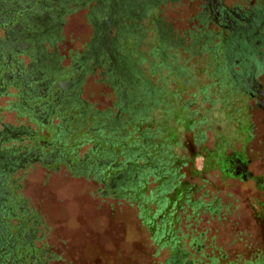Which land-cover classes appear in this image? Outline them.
<instances>
[{"label": "rangeland", "instance_id": "374dc122", "mask_svg": "<svg viewBox=\"0 0 264 264\" xmlns=\"http://www.w3.org/2000/svg\"><path fill=\"white\" fill-rule=\"evenodd\" d=\"M219 3L220 7L237 14L250 8H264V0H219ZM90 5L71 6L62 15L56 38L44 43L47 52L55 51L60 57L61 66L59 71L49 69L55 76L49 90L35 96L26 90L22 93L19 85L13 87L8 83L0 91V128L5 123L23 126L27 132L20 135L23 137L21 141L17 143L12 139L11 143L24 144L28 151L31 145L38 144L41 153L55 152L50 159L39 156L36 160L24 162L10 174V178L15 180L13 192L25 206L24 217L30 218L26 224H34L31 244L41 259L40 264H174L173 250L169 246L172 241L178 242L175 250L186 252V258L194 260V264H209L207 258L210 255H225L227 260L242 263L251 252L264 251V181L256 184L257 178L262 180L264 176V106L259 105V96H250L251 89L245 84V79L251 77V84L257 83L264 92V65L257 69L253 61L264 57V46L259 47L260 54L253 56L251 62L247 59L242 63L240 58L233 57L236 65L232 71L237 80L230 87L219 88L217 82L213 83L208 72L212 67L207 68L205 62H202L204 70H193L192 84L175 88L173 81L162 87L168 95L179 90L181 102L188 104V115L176 127L177 140L169 143L168 155L173 159L166 167L159 166L165 172H159L158 179L146 175L138 196L132 198L119 186L126 185L132 173L135 183L139 178L135 167L127 160L128 155L134 154L137 164L147 165L143 163L146 152L144 149L139 152L142 133L134 131L131 135V126L128 127L129 142L121 148L115 144L121 135L111 134L110 138L104 137L100 141L93 140L94 134L84 136L88 129L90 132L95 127V122L91 120L85 124L78 118L82 108L95 113L106 111L110 116L118 111L115 106L117 96L111 88L117 78L103 74L104 64H93L94 60L89 59L87 65L92 68L82 71L69 101L57 106L50 116H40L33 108L37 98L50 103L57 80L80 75L78 66L80 63L84 65L81 57L93 36ZM154 8L153 17L145 19V38L136 41V56L132 54L131 57L137 60L138 52L144 54L141 71L152 83L159 85L161 82L155 72L159 68L155 67V61L159 62L160 58L151 54L155 45L154 24L167 27L173 39H183L186 45L193 40L192 32L211 29L217 33L218 28L212 18L205 26L198 22L201 11L211 13L205 0H164ZM262 20L264 23V18ZM240 21L238 27L244 29V22L249 20L242 17ZM228 31L225 28V34ZM114 32L112 29L110 34ZM250 37H245L247 46L259 44V39ZM218 38L214 36V41L218 42ZM33 53L34 46H27L25 65ZM208 56L207 52L203 53V58ZM185 57L179 56L178 64L190 66L191 61L187 62ZM186 80L189 81L188 75ZM206 84L209 87H204ZM228 88H232L230 94ZM168 102L172 104L170 100ZM244 103L248 105L247 113L252 122V137L245 145L244 155L250 175L223 177L216 166L204 167L202 155L214 147L220 139L218 132L224 131L227 123L233 129L239 122L231 110ZM175 108L179 110V105L176 104ZM151 114L153 120L161 117L158 108ZM65 119L71 120V124L81 123L80 127L78 132L58 137V127L64 124ZM168 120L171 126L180 123L174 115ZM191 121L194 123L189 127ZM106 122L109 124L110 120L106 119ZM157 125L152 121L149 127L154 130ZM147 126V122L142 125L143 128ZM106 132L110 130L106 129ZM155 138L154 135V142H157L158 137ZM233 144L234 149L241 148L240 141H233ZM63 146H66L65 150ZM194 153L197 155L192 157ZM99 167H102V172ZM141 175H144L143 171ZM167 177H170V182ZM161 184L168 185L166 189L157 191L159 197L166 200L163 208L157 196L155 200L148 199ZM193 202H203L207 207L194 208ZM144 207L149 208V216L154 214L153 222L145 220ZM158 209L160 211L156 214ZM162 221L169 224V245L162 239H156L157 235L165 236L161 229L156 235V226L164 224ZM171 234L174 240H170ZM258 255L262 256L261 253ZM24 258L28 259V256Z\"/></svg>", "mask_w": 264, "mask_h": 264}, {"label": "trees", "instance_id": "16d2710c", "mask_svg": "<svg viewBox=\"0 0 264 264\" xmlns=\"http://www.w3.org/2000/svg\"><path fill=\"white\" fill-rule=\"evenodd\" d=\"M112 2H116L118 0H100L101 13L100 10H95L94 15L98 19L106 18V12L108 10L109 5ZM127 2H132L130 7L134 9L131 13L128 10L121 12L123 18L126 19L129 23L126 25V28L118 34V39L116 42L115 50L119 54H123L125 56L124 59L127 61V65L124 72V75L119 78V81L113 82L111 88L115 91V95L117 96L115 106L118 111H116L115 115L110 116L106 111L103 113H98L93 110L88 109H80L78 112L79 121H84L85 124L90 123L91 120H94L95 127L89 129L84 136H94L92 137L94 141H100L101 139L110 138L111 134L121 135L120 138H117L116 145L124 148L127 142V129L131 126V131L129 132L131 135L134 134V131H139L142 133V138L139 142V146H141L140 153L144 149L146 152V157L144 158V162L147 165L141 166V164H137L135 160L136 156L134 154L128 155L127 160L130 162L132 167H135V170L138 174L137 182L135 183L134 174L132 173L129 181L125 185H120L119 188L124 189L130 197L135 198L138 196V189L144 185L146 182V175L152 176L154 179H158L159 172H165V169H160L163 165L166 167L168 163H170L172 156L168 155V146L171 143L175 142L177 136V126L184 122V119L187 118V105L186 103H182L180 99V92L173 91L168 95L166 93V89L162 88L165 85H169L171 82L176 83L175 88H185L187 85L192 84L193 79V70H200L201 68L204 70L205 67L202 65V62H205V66H211L209 69V75L212 77L211 81L214 83L217 82L219 88L230 87L237 80L235 77L232 68L235 67L236 62L235 58H240L239 61L244 63L248 59L250 62L251 59H254L253 56L260 54L259 47L264 46V23L262 22L264 18V8H250L246 11L239 13L240 19H235V22L231 19L228 20L222 16L221 12H216L213 10V6L211 7V13L201 11L198 16V22L203 24L204 26L207 23V20L212 18L214 23L217 25V33L214 30H200L198 33H191L193 40L189 45H186L183 39H173L172 36L168 33V28L159 27L154 24L155 30V45L151 48V54L155 56L154 58H160L159 62L155 61V67L159 68L155 72L157 74V79L160 80L161 84L152 83L147 76L141 71V62L144 60L145 55L138 52V59L135 60V44H137V40L143 39L145 29L147 28L145 25V19L152 18L151 14L153 8L159 5L164 0H126ZM86 5H94L96 6V0H90V2L85 3ZM142 6L143 10L139 11V7ZM155 9V8H154ZM236 12V11H234ZM120 13V14H121ZM237 13V12H236ZM227 15L231 18L233 16L230 10H227ZM242 17L248 19L249 21L244 22V29H234L239 25L242 20ZM100 19V20H101ZM153 21V19H150ZM253 20V21H252ZM230 26V27H229ZM249 26V27H248ZM225 28H228L229 31L225 34ZM115 29L116 27L112 28ZM224 31V32H223ZM251 36L253 39H259V44L253 43L252 45H248L246 43L245 37ZM214 36L219 37V41H214ZM135 37V40L134 38ZM136 42V43H135ZM256 44V45H254ZM207 52L209 56L207 58H203V53ZM130 54V55H129ZM132 54H134V57ZM234 54V55H233ZM205 55V54H204ZM102 56V55H101ZM101 56L99 60H101ZM105 56L108 57L109 53L106 52ZM179 56H187L184 58L187 62L191 61L190 66L183 64H178ZM103 58V56H102ZM105 58V57H104ZM136 61V62H135ZM255 61V67L261 68L264 65V57ZM109 62V60H108ZM87 63V62H86ZM105 65L106 63H102ZM101 64V65H102ZM153 64V62H152ZM87 66L80 63L79 73L82 75V71L88 69ZM92 68V67H89ZM126 71H128V76H126ZM154 71V70H152ZM132 72H134L132 76ZM206 73V72H205ZM189 76V81L186 80V76ZM136 79H134V78ZM132 78V81H131ZM239 79V77H237ZM132 82V83H131ZM204 87H209L207 84ZM155 88V89H154ZM228 94L232 92V88H228ZM66 95V94H64ZM169 96V97H168ZM171 101L172 104H169L168 101ZM66 103V102H65ZM168 103V104H167ZM179 105L178 108H175V105ZM62 104H58L57 106H61ZM67 105V104H66ZM57 106L55 107L57 110ZM79 110L77 103L74 104ZM54 108V109H55ZM158 108L160 110L161 117L157 118L155 121L152 119L153 116L151 112ZM248 105L244 103L242 106L233 107L231 113H235L237 115L238 123L234 124L233 129L230 123H227L224 131L218 132V136L220 139L216 142L212 149L203 153L204 156V167L216 166L223 177H232L235 176L234 166L237 161L245 163V145L248 140L251 139V128L252 122L250 120V116L247 113ZM179 111V112H178ZM122 114V117H121ZM174 115L175 118L179 119V124L171 126L169 122V118ZM228 115V114H227ZM230 115V114H229ZM228 115V116H229ZM246 119L245 125H243V120ZM68 119V117H66ZM64 120L63 125H59V130L57 131L58 137H65L70 135V133L78 132L81 123L74 122L71 124L70 121ZM106 119L110 120V123L107 124ZM152 121L158 123L154 130L150 129L149 125L152 124ZM148 124V128H143V123ZM194 121L189 122V127H192ZM66 124L68 126L66 127ZM106 129H109L110 132H106ZM125 131V132H124ZM154 131V132H153ZM154 134H153V133ZM107 133V134H106ZM83 135V134H81ZM158 137L157 142H154L153 136ZM114 138V137H113ZM130 138V137H129ZM155 138V139H156ZM153 139V140H152ZM87 140V139H86ZM64 143L67 141L64 139ZM234 142H241V148L236 150L234 149ZM170 143V144H169ZM69 145L67 146V148ZM159 148L161 150H159ZM227 148L230 149L227 152ZM63 150L66 149V146L62 147ZM152 152V153H151ZM197 153L192 154V157L196 156ZM200 155V154H199ZM155 156V159L153 157ZM169 157V160H168ZM160 166V167H159ZM100 172H102V167L98 168ZM118 170L122 171L120 168ZM143 171L144 175H141ZM264 176H262V180L257 178L256 184H260L264 181ZM168 178V182H170V177ZM168 185L161 184L159 189H155L151 192L148 199L155 200L157 196L158 202L161 208L165 207L166 200L163 197H159L157 191L160 192L163 189H166ZM142 197L145 198V195L141 194ZM147 197V196H146ZM193 207H207L203 202H193ZM174 206V205H173ZM147 207L142 209L143 216L147 223H151L154 221L152 216H149ZM160 211L158 209L155 213L157 214ZM167 215V214H166ZM157 225L155 229L156 235L158 234V230L161 229V234L165 233V236H158L156 239H162L164 242L169 245L170 241L167 240V231L169 230V224ZM165 226H168L165 228ZM159 237V238H158ZM174 236L171 234V239L174 240ZM166 239V240H165ZM170 244L171 250L174 253L176 248V241H172ZM175 259L172 258V262L175 264ZM181 264V263H180Z\"/></svg>", "mask_w": 264, "mask_h": 264}, {"label": "flooded vegetation", "instance_id": "af4514ba", "mask_svg": "<svg viewBox=\"0 0 264 264\" xmlns=\"http://www.w3.org/2000/svg\"><path fill=\"white\" fill-rule=\"evenodd\" d=\"M135 1V0H133ZM213 6V10L222 13L228 20L240 19L239 14L231 11L233 16L227 15V10L220 7L219 0H205ZM90 0H0V91L11 83L13 87L21 88V92L31 93L35 96H41L46 90H49L50 84L55 80V76L49 69L59 71L60 57L55 51L47 52L44 43L54 40L58 34L62 15L71 6H82ZM100 0H96V6L90 5L89 13L92 15L93 36L88 49L81 57L86 65L89 59H93V64L106 63L103 74L105 76H114L119 78L124 75L127 65L123 54L114 51L118 34L130 23H124L121 12L128 10L131 13L134 9L130 7L132 2L118 0L115 3L111 1L106 12V18L98 19L95 17V10H100ZM212 5V6H211ZM142 6L139 11H142ZM121 13V14H120ZM253 21V20H252ZM247 23V22H246ZM116 27V32L110 34L112 28ZM234 29H240L237 25ZM260 41V40H259ZM34 46V55L30 62L25 65V53L27 46ZM109 56L106 57L105 53ZM103 58H102V56ZM101 56V60H99ZM105 57V58H104ZM109 60V62H108ZM88 67V66H87ZM24 71L26 73H24ZM52 75V76H51ZM126 71V76H128ZM81 78L64 77L57 80L54 84L55 90L48 103L46 100L39 101L37 98L33 108L39 112L40 116H50L57 106L68 102L70 95L74 92V85L78 84ZM121 79V78H120ZM247 88H250L251 97L259 96V105L264 106L263 96L260 94L261 88L257 83L251 84V77L245 79ZM66 94V95H64ZM34 102V100H33ZM0 128V264H40L41 259L36 256L34 246L31 244L34 236V224H26L29 217H24V203L18 199V195L13 192L16 188L15 180L10 178V174L18 167L24 165V162L38 159H50L55 156V152L41 153L38 144L31 145L29 151L24 144L21 146H3L2 142L15 139L21 141L23 135L27 133L23 126H13L3 123ZM59 129V128H58ZM28 151V152H27ZM234 172L240 177L249 176L246 164L237 161L234 166ZM31 252V253H30ZM176 252L175 255H177ZM28 256V259L24 257Z\"/></svg>", "mask_w": 264, "mask_h": 264}, {"label": "crops", "instance_id": "0c3cea01", "mask_svg": "<svg viewBox=\"0 0 264 264\" xmlns=\"http://www.w3.org/2000/svg\"><path fill=\"white\" fill-rule=\"evenodd\" d=\"M16 141V140H15ZM17 143L19 141H16ZM2 145L3 146H11L12 143H11V140H9L8 142L6 140H4L2 142ZM15 146H21V144H14ZM257 249V248H256ZM176 252H178L177 255ZM263 250L261 249H258L257 252H251L250 255H249V258L247 260H245L244 264H264V254H263ZM259 253H261L262 256L258 255ZM220 255V254H219ZM172 258H176L175 259V264H180V263H183V264H194L195 261L194 260H191V259H187L186 258V252H183L182 250H178L176 249L172 255ZM207 259H209L208 263L209 264H242L240 261L238 260H227L225 255H220V256H213V255H210Z\"/></svg>", "mask_w": 264, "mask_h": 264}, {"label": "water", "instance_id": "95a60500", "mask_svg": "<svg viewBox=\"0 0 264 264\" xmlns=\"http://www.w3.org/2000/svg\"><path fill=\"white\" fill-rule=\"evenodd\" d=\"M260 94L263 96V99H264V92H263L262 89H261V91H260Z\"/></svg>", "mask_w": 264, "mask_h": 264}]
</instances>
